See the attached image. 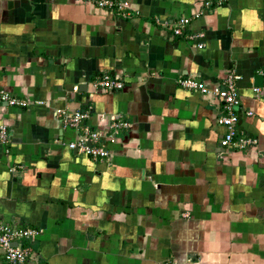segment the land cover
Wrapping results in <instances>:
<instances>
[{
  "label": "crops",
  "instance_id": "obj_1",
  "mask_svg": "<svg viewBox=\"0 0 264 264\" xmlns=\"http://www.w3.org/2000/svg\"><path fill=\"white\" fill-rule=\"evenodd\" d=\"M114 1L130 16L0 0V91L30 102L0 103V220L41 232L29 264H264V0ZM199 32L202 49L186 38ZM230 73L239 134L258 142L245 151L220 146L221 101L179 85ZM104 75L123 89L95 87ZM61 110H89L107 160L68 149Z\"/></svg>",
  "mask_w": 264,
  "mask_h": 264
},
{
  "label": "built area",
  "instance_id": "obj_2",
  "mask_svg": "<svg viewBox=\"0 0 264 264\" xmlns=\"http://www.w3.org/2000/svg\"><path fill=\"white\" fill-rule=\"evenodd\" d=\"M83 2H92L98 9L111 10L118 12L119 15L129 17L130 14L125 10L124 5L114 0H82ZM227 0H217V5L226 3ZM211 2H205L204 7L209 9ZM200 12L195 13L192 18H199ZM190 18L181 17L173 25L172 34L174 36H182L190 24ZM186 38L196 42V48L202 49L203 33H195L187 35ZM262 84L253 88V92L257 95L264 94V69L262 70ZM239 76L235 73H230L224 81L212 87L206 88L205 85L195 79H184L179 81V85L186 89L197 91L201 94H212L222 103L223 115L217 119L218 125L224 128V133L220 141V146L224 150L245 151L252 149L257 145V139L240 135L237 129L239 118L237 116L236 107L239 104L236 82ZM95 87H101L103 90L113 92L123 89V84L119 80L112 79L109 75H104L100 81L95 83ZM0 103H5L8 106L16 108H27L30 102L13 96L10 92L0 91ZM42 104V102H37ZM62 116L64 127L74 129L78 132L75 141L67 145L69 150L76 151L79 154L89 156L94 159L107 160L109 151L103 145V138L97 131H91L83 127L85 120L89 117V110H76L67 113L64 110L59 111ZM127 122H112L110 129L116 132L119 129H127ZM106 141H113L112 136H109ZM0 142L6 144L8 142L7 127L0 125ZM41 232L38 229L18 225L14 226L10 223L0 220V261L2 264H29L31 252L24 246L25 242L34 241L40 236ZM16 246H13V244Z\"/></svg>",
  "mask_w": 264,
  "mask_h": 264
},
{
  "label": "water",
  "instance_id": "obj_3",
  "mask_svg": "<svg viewBox=\"0 0 264 264\" xmlns=\"http://www.w3.org/2000/svg\"><path fill=\"white\" fill-rule=\"evenodd\" d=\"M261 79V84H262V76H260ZM261 84L259 86H261ZM13 246H16V244L14 243Z\"/></svg>",
  "mask_w": 264,
  "mask_h": 264
},
{
  "label": "trees",
  "instance_id": "obj_4",
  "mask_svg": "<svg viewBox=\"0 0 264 264\" xmlns=\"http://www.w3.org/2000/svg\"><path fill=\"white\" fill-rule=\"evenodd\" d=\"M27 242H25V244H26Z\"/></svg>",
  "mask_w": 264,
  "mask_h": 264
}]
</instances>
